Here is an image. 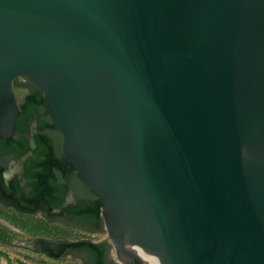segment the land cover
<instances>
[{"label":"water","instance_id":"1","mask_svg":"<svg viewBox=\"0 0 264 264\" xmlns=\"http://www.w3.org/2000/svg\"><path fill=\"white\" fill-rule=\"evenodd\" d=\"M39 88L119 264H264V0H0V137Z\"/></svg>","mask_w":264,"mask_h":264},{"label":"flooded vegetation","instance_id":"2","mask_svg":"<svg viewBox=\"0 0 264 264\" xmlns=\"http://www.w3.org/2000/svg\"><path fill=\"white\" fill-rule=\"evenodd\" d=\"M12 86L21 103L13 134L0 137V204L39 213L50 223L71 230L103 234V200L83 184L73 163L65 161L63 135L53 124L43 92L26 77L14 79ZM83 240L99 243L106 264L115 263L108 239L38 237L28 246L54 258L72 256L92 264L94 251L73 246Z\"/></svg>","mask_w":264,"mask_h":264},{"label":"rangeland","instance_id":"3","mask_svg":"<svg viewBox=\"0 0 264 264\" xmlns=\"http://www.w3.org/2000/svg\"><path fill=\"white\" fill-rule=\"evenodd\" d=\"M57 236L69 240L82 238L94 241L109 240L106 230L101 235L78 232L50 223L39 213H25L0 204V264H84L82 260L72 256L54 258L44 252L32 250L28 246L32 239ZM112 257L118 263L117 252L113 245Z\"/></svg>","mask_w":264,"mask_h":264},{"label":"trees","instance_id":"4","mask_svg":"<svg viewBox=\"0 0 264 264\" xmlns=\"http://www.w3.org/2000/svg\"><path fill=\"white\" fill-rule=\"evenodd\" d=\"M97 214L99 213V209H97ZM101 218V216H99ZM73 246L75 247H87L94 251L96 253L95 259L92 264H106L104 251L101 249V246L99 243H95L89 240H83L73 243ZM112 264H118V263H112ZM137 264V263H132Z\"/></svg>","mask_w":264,"mask_h":264}]
</instances>
